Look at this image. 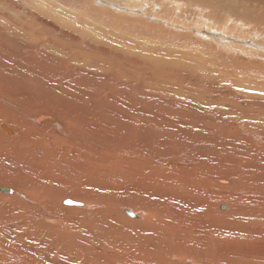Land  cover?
I'll return each instance as SVG.
<instances>
[{"label":"rangeland","instance_id":"obj_1","mask_svg":"<svg viewBox=\"0 0 264 264\" xmlns=\"http://www.w3.org/2000/svg\"><path fill=\"white\" fill-rule=\"evenodd\" d=\"M77 1L57 0L58 3L56 2L57 5L55 7V4H52L53 6L49 4L52 3L50 0H0V39L6 44L5 53L12 56L8 57L9 59L2 58V62H0V86L5 90L3 96H0V116L10 117V120H4V122L0 123V129L8 135H14L16 133L14 127H17V125L13 120L18 118V113H20L19 111L22 108L24 109L26 105L35 106L36 98L41 99L40 104L48 105L45 87H47L50 81L54 80V78L49 77V73L54 74L53 77L59 76V73L62 72L68 74L72 72L78 73V66L72 68L66 63L58 64V62L61 61V54L53 52L50 55H44L41 53L42 51L37 53L33 44L29 43L24 35H15L25 34L21 32L19 28L22 26L25 28L30 26L29 28L32 31L54 29L55 33L48 37L49 40L53 39L51 41L55 43L60 42L58 46L61 48H66L65 43L73 41L71 45L74 48L77 47L76 45H79L83 52L89 53L86 58H90L88 59L89 61L93 60L92 65L95 61L97 62V58L103 59L110 66L118 67L122 65L126 68H133V63H142V61L147 58L153 60L154 67L156 68H161L164 64L167 66V64L169 65L173 62L183 63L185 65L184 67L182 66L180 70H177L176 73L178 75H176V77L179 81L182 79L181 81H183L186 86L194 87V91L198 93V87L203 86L204 80L206 79V77L203 78V74L213 75L211 77L217 79L214 84V87H217L216 92L222 90L220 93L223 94L225 92V94L230 93L231 95L229 101V98L226 99L225 97V111L222 114L218 112V110L222 111L224 108L217 109V111L215 110L217 114L212 113L210 109L204 111L205 103L202 101L199 102V99L197 100L196 98L197 95L194 94H191L190 98L182 97V94H179L178 97L182 99L180 103L163 99L159 102L160 98L148 96L149 92L142 89L144 84L141 80L146 75H149L150 70L143 67L139 68V71L136 70L133 72L132 75L130 74L127 79L123 78L121 83L125 85L118 83V91L113 90V87L111 88L115 80L110 76L94 75L93 71L89 74L87 73L88 77H86L88 79L85 78L88 82L87 87L91 89L92 100L90 101L92 107H101L108 111L114 109L116 113L120 114L116 115H119L121 118L124 117V119L128 118L127 120H129L130 115L132 117L139 116L144 120L149 117L152 112H156L157 110L158 113L162 110L163 113L167 112L171 114V109H175L174 113H177L184 107H191L192 112H185L188 115L184 116L185 120H182L187 126L184 134H188L189 139L191 138L194 141H198L192 144H194L199 151L201 149L202 153L199 155L203 156L208 153V158L204 160H214L215 166H212V168L216 167L215 169L221 171L225 177H229L227 181L235 187L240 189L243 188L241 187V183L246 182V180L242 181V178H240L238 179L240 183H236V180L232 181L230 176H233L234 172L233 170L230 171L226 169L221 155L223 152H227L236 170L244 169L245 166L241 161H236L235 153L244 152L256 155L259 158L264 157V140H262V143L257 144L256 142L254 144V140L251 139L250 136L247 138L244 137L245 134L244 136L242 133L239 134L238 130H240V126L236 121L233 120L229 122L228 119L230 117L229 111H233L232 113L238 116L242 114V111L245 114L257 111L258 116L256 120L260 118L258 121L264 124V122H262L264 121V52L262 55L260 54L261 50L264 51V0H144L145 2L142 0L143 2L139 4L143 7L140 6L141 8H136L138 10L137 12L140 11L141 15L139 14V16H135L138 14L135 13L136 10L132 13L133 11L125 9L120 5L118 6V4L126 0H114V2L112 0H94V3L93 0H85L86 7L83 6L85 2L80 5L81 1H78V5ZM163 1L165 2L163 3ZM115 2H117V5ZM174 2H176V5L173 4ZM69 3L72 5V8L68 6ZM178 3L181 4L180 8L177 7ZM199 3L201 9H199ZM2 5L4 7H2ZM44 5L47 8H45ZM159 5L162 6L160 7ZM14 6H16V8L18 7L20 10L18 8L16 9ZM73 7H75V10ZM57 8H59L58 10L60 12H58ZM94 8L98 9V12H96V9L94 11ZM146 9L149 16H145L144 13H142L145 12ZM56 11L58 13H56ZM71 12L73 15H71ZM35 13H38V16ZM64 13L69 17L66 18ZM95 14H97L96 17H99L96 18ZM234 15L240 17V20H243L240 21L243 23L239 28L235 27L234 22L233 25L230 26L229 23H225L227 22V20H225L227 17ZM30 16H35L36 18L33 17V19ZM68 18L69 20H67ZM18 20H20L21 23L18 22ZM34 20L35 22H33ZM39 20H41L42 23ZM185 20L187 22H185ZM218 20L221 21L219 22ZM183 21L185 24L190 22L186 25V28H181ZM216 21L220 23L218 29H216L217 27L213 24ZM48 22L50 25H48ZM106 22L108 24L110 23V25ZM196 22H201L202 24H200L199 27L204 26L206 29H209V26L214 27L218 33L216 34V31L213 33L212 31L203 30V32H207V35L204 36L202 34L200 36V34L196 31L193 32V29L190 28V26ZM90 24H92L93 27ZM33 25L36 27L34 28L35 30L31 28ZM72 26L74 27L71 29ZM12 30H20V32L13 31L15 33H11ZM105 31L109 32L106 33ZM186 31L189 33L192 32L191 36H183ZM126 37L127 39H125ZM77 40L80 43H78ZM256 42L260 44V48L254 47L255 45L253 43L256 44ZM227 47L231 48L227 49ZM215 48L216 50H214ZM239 50L244 51L243 53L245 54ZM97 51L102 52L99 53V55L102 56L101 58L96 57ZM206 51H208V53ZM18 52L20 55H16ZM215 53L217 54L215 55ZM218 54H221V60ZM214 56L217 57V59H215ZM29 58L31 59L29 60ZM41 64L45 66L40 67ZM49 64H51L52 68H50ZM47 67L49 72L46 70ZM75 69H78L77 72L74 71ZM227 72L229 74H227ZM152 75L155 78L161 77L155 70L152 72ZM152 75L150 74V78ZM168 78L175 80V78L170 75ZM246 79L247 81H245ZM8 81H14V83L8 85L6 84ZM175 81L178 84L180 83L177 80ZM172 83L173 82H171V84ZM93 84H95V86ZM127 84L131 85H129V87H124ZM71 87L77 92L74 94L80 95V93H78L80 88L75 84ZM124 88H127L126 90L128 93L122 92L125 90ZM101 89L105 90L100 91ZM130 89L132 91L129 92ZM251 89H254V91ZM26 92H30L32 98H30ZM68 92L72 93V91ZM98 93L100 94V99L95 100L93 97ZM128 94H130V96H127ZM135 94H137V97H135ZM168 97L175 96L169 94ZM136 98H138L139 101H137L138 99ZM118 100H120V106L115 108L116 104L113 101ZM148 100H150V102ZM128 101L130 103H128ZM154 102H157V104ZM178 106H180L179 109H177ZM213 106L218 107L217 103L213 104ZM238 106H240L242 110L238 109ZM156 107L159 108L156 109ZM220 107H223V105L221 104ZM193 112L194 115L196 114L198 117L193 118L191 116ZM204 114L205 116H203ZM161 115L163 118L166 117L164 114ZM181 115L183 114H180V116ZM214 115L217 117L212 118ZM93 118L94 121L91 119L89 121L90 128L87 130V137H77V143L76 141L73 144L68 143L73 139L67 136H65V138L57 132H54L52 142H41L42 148L40 147L37 152L42 151L43 158L47 155L50 161L47 164H41L40 167L43 166V168H40V170L43 169L46 171L43 174L37 172L38 167L35 169L33 168L32 171H28L26 169L29 165H23L24 162L18 159L14 160V158L10 157H3L2 154L0 155V161L2 162L0 168L2 166V168H10L14 171L26 172L30 176H28V178L31 181L34 179L36 180L39 189L42 191L41 196L46 198L41 200L39 197L35 198L29 191H26L27 189L25 187L26 190H22V192L34 198L36 202H30L28 206L25 207L26 203L24 200H26V198L21 197L24 199L23 201L20 198L18 201L16 199L17 197L10 198L12 189L10 188L11 186L6 183L10 182V180H6L4 177L0 176V178H3L0 180V183L5 184L4 186L7 185L6 187L11 189L8 193H2L0 191V264H177L175 261L177 255H173V252L179 251L178 247H184V249L189 250V257H191L192 253H197V251L199 255H204L203 257L206 256L205 258L208 259L209 257L207 255L210 253L217 257H226L232 254L234 258L240 259L234 260V258L230 256V263L232 264H264V199L262 201L258 200L253 194L249 199L248 196L245 198L235 197V199L240 202V206L246 205L245 203L247 202H254L256 206L259 205L258 212L262 216H260L262 222L257 223L256 230L253 231L249 228L248 217L238 214L236 206L233 207L232 204L225 203L234 192H230L227 186L212 190L207 189L199 194L198 198H191V192L189 190H182L181 186H172L173 183H170L169 179H172V182H176V178L169 174V168H165L162 163L156 166L151 165V167L156 171V174L160 170H164L167 172L166 175L157 174L153 177L150 173H143L141 179H134L133 176L136 173L134 165L136 164L137 158L135 157L136 161H134L131 156L124 152L125 150L123 148L126 144L124 140L127 135H122L120 138V135L115 134L116 137L118 135L117 138L121 142L114 136V138L106 137V132H109L107 128H105L106 124L102 126L100 124L102 121H98L95 116H93ZM130 119L133 121V118ZM219 124L223 129V140L218 144L211 145L209 143V145L207 142H211L212 138L205 141L206 135L202 137L201 134L209 133L208 135H211L210 131L213 132V130H211L210 127L217 125L215 128H218ZM261 124H257V126H264ZM3 125L10 126V132H8ZM56 126L58 125L56 124ZM147 128L145 132L148 131ZM24 132H22L21 137L24 141H20V143L23 146L25 142L31 145V150L26 156L27 161L25 162L33 164L35 163L32 162L34 149L39 147L35 143L38 141L35 137H31L30 140L32 143H30L26 140L28 134ZM199 136L203 139L199 138ZM216 136L219 137L218 135ZM57 140L59 142L62 141V143H59ZM66 140H68V142H66ZM250 140H252V142ZM199 142L201 143L199 144ZM242 142H251L253 145L243 146L241 144ZM132 143L135 149L140 148L139 142H135L134 144L132 141ZM118 145L120 147H118ZM141 148L144 149L145 146H141ZM58 149L63 153L58 154ZM93 149L95 150L93 151ZM112 149H114V151H112ZM168 152L169 154L166 158L168 162H172L174 161L173 159H175L179 167L180 164H182L183 166L194 169L193 164L187 166L185 165L187 162L179 161L181 160L179 157L181 152L177 151V146L172 145L171 151ZM50 155L51 157H49ZM120 164H122V166ZM54 165H56V167ZM123 165L125 167H123ZM146 166L148 168L150 167V165ZM246 170L249 176L253 174L251 179L256 184L254 190L263 192L264 173H256L260 170L257 167H248ZM2 174L4 176L6 173L2 171ZM5 177L11 178V174H6ZM181 177L180 175V181L182 180ZM215 185L219 184L216 183ZM12 188L15 190L14 186H12ZM182 194L191 200L181 202L178 206L171 203L170 199L173 201L186 200ZM67 198L77 200L82 206L64 204L63 201ZM168 201L175 207H170ZM220 203L226 204L227 207H221ZM36 204L40 207L38 210L30 207ZM126 207L143 211L145 221L142 222L141 218H138L139 222L127 219L124 216V209ZM45 208L51 211V217L45 216ZM131 208H129V210H131ZM18 213H23L24 217H20ZM151 213H154L155 216H151ZM146 234L152 235V240H157L156 249L143 247L138 244L143 243L142 238ZM162 237L169 240V245L167 242L163 243L160 240ZM158 238H160L159 241L161 242L158 241ZM80 245L82 246L79 247ZM84 245L86 246L84 247ZM158 245H161L162 248H169L167 250H161L158 248ZM164 251H167L168 254ZM235 254L237 256H235ZM187 260L190 261L191 259ZM180 264H183V261Z\"/></svg>","mask_w":264,"mask_h":264},{"label":"bare ground","instance_id":"obj_2","mask_svg":"<svg viewBox=\"0 0 264 264\" xmlns=\"http://www.w3.org/2000/svg\"><path fill=\"white\" fill-rule=\"evenodd\" d=\"M66 1V0H65ZM72 1V0H71ZM77 1V0H76ZM78 1H81L80 2V5L81 3H84L85 4L83 6L86 7V1L84 0H78ZM77 1V2H78ZM83 1V2H82ZM89 1V0H88ZM87 1V2H88ZM100 1V0H98ZM109 1V0H108ZM111 1V0H110ZM114 2V0H112ZM144 1V0H143ZM142 0H126L125 2H121L120 4H118V6L120 5L121 7L125 8V9H128V10H131L133 11L132 13L136 12L135 13H138L137 15L135 16H139L140 14V11L137 12L138 10L136 8L140 7L141 5L139 4L140 2H143ZM167 1V0H166ZM170 1V0H169ZM173 1V0H172ZM196 1V0H195ZM50 2L52 3H49V4H55V7H56V2L57 0H50ZM64 2V1H63ZM145 2V1H144ZM154 2V1H153ZM165 1H163L164 3ZM17 3V2H16ZM43 3V2H42ZM58 3V2H57ZM72 3V2H71ZM76 3V2H75ZM74 3V4H75ZM93 3H94V0H93ZM110 3V2H108ZM20 4V3H19ZM25 4V2H24ZM45 4V3H44ZM48 4V5H49ZM70 4V3H69ZM68 6H72L71 4ZM73 4V3H72ZM103 4H104V1H103ZM115 4L117 5V2H115ZM146 4V3H145ZM162 4V3H161ZM171 4V3H170ZM173 4L176 5V2H174ZM1 5V4H0ZM17 5V4H16ZM22 5V4H21ZM67 5V3H66ZM78 5H79V2H78ZM147 5V4H146ZM145 5V6H146ZM164 5V4H163ZM172 5V4H171ZM180 8L181 4L178 3L177 4ZM199 5V9H201V5L200 3L198 4ZM203 5V4H202ZM18 6V5H17ZM45 6V5H44ZM53 6V5H52ZM93 6V5H92ZM98 6V5H97ZM106 6V5H104ZM158 6V5H156ZM160 6V5H159ZM162 6V5H161ZM160 6V7H161ZM170 6V5H169ZM2 7H4L2 5ZM7 7V6H6ZM16 8V6H14ZM21 7V6H20ZM68 7V8H70ZM90 7V6H89ZM99 7V6H98ZM101 7V6H100ZM103 7V6H102ZM143 7V6H141ZM140 7V8H141ZM171 7V6H170ZM176 7V6H175ZM205 7V6H204ZM9 8V7H8ZM18 8V7H17ZM16 8V9H17ZM44 8V7H43ZM45 8H47L45 6ZM62 8V7H61ZM72 8V7H71ZM74 10H75V7H73ZM154 8V7H153ZM207 8V7H206ZM19 9V8H18ZM24 9V8H23ZM28 9V8H27ZM52 9V7H51ZM59 8H57L58 10ZM80 9V8H79ZM96 8H94L93 10L95 11ZM119 9V8H118ZM155 9V8H154ZM162 9V8H161ZM13 10V9H12ZM11 10V11H12ZM20 10V9H19ZM55 10V9H54ZM78 10V9H77ZM92 10V11H93ZM113 10V9H112ZM110 10V11H112ZM117 10V9H116ZM181 10V9H180ZM205 10V8H204ZM25 11V10H24ZM64 11V10H62ZM67 11V10H66ZM65 11V12H66ZM93 11V12H94ZM114 11V10H113ZM150 11V10H149ZM14 12V11H13ZM31 12H34V11H31ZM58 12H60L58 10ZM56 11V13H58ZM80 12V10H79ZM83 12V11H82ZM86 12V11H85ZM88 12V11H87ZM96 12H98V9H96ZM95 12V13H96ZM122 12V11H121ZM157 12V10H156ZM193 12V11H192ZM206 12V11H205ZM209 12V11H208ZM68 13V12H67ZM111 13V12H110ZM130 13V12H129ZM144 13L145 16H149L148 12H147V9L145 12H142ZM202 13V12H201ZM200 13V14H201ZM207 13V12H206ZM19 14V13H18ZM17 14V15H18ZM36 14V13H35ZM38 14V13H37ZM36 14V15H37ZM65 14V13H64ZM70 14V12H69ZM101 14V13H100ZM113 14V12H112ZM160 14V12H159ZM205 14V13H204ZM16 15V16H17ZM68 15V14H67ZM71 15L72 12H71ZM99 15V14H98ZM124 15V14H123ZM129 15V14H127ZM141 15V14H140ZM154 15V14H153ZM182 15V14H180ZM19 16V15H18ZM38 16V15H37ZM66 16V14H65ZM75 16V15H74ZM78 16V15H77ZM97 16V14H95V17ZM133 16V15H132ZM184 16V15H183ZM208 16V15H207ZM215 16V15H214ZM10 17V16H9ZM31 17V16H30ZM35 17V16H33ZM31 17V18H33ZM69 17V16H66V18ZM79 17V16H78ZM99 17V16H98ZM96 17V18H98ZM122 17V16H121ZM124 17V16H123ZM152 17V16H151ZM181 17V16H180ZM10 18H13V17H10ZM36 18V17H35ZM74 18V17H73ZM77 18V17H76ZM105 18V17H104ZM125 18V17H124ZM127 18V17H126ZM156 18V17H154ZM182 18V17H181ZM21 19V18H20ZM34 19V18H33ZM42 19V18H41ZM78 19H81V18H78ZM123 19V18H122ZM131 19V18H130ZM138 19V18H136ZM242 19V18H241ZM15 20H16V17H15ZM23 20V19H21ZM44 20V19H42ZM69 20V18L67 19ZM71 20V18H70ZM74 20V19H73ZM109 20V19H107ZM132 20V19H131ZM215 20V19H214ZM227 22L225 23H229V26L230 25H233V22H234V25L236 28H239L240 26H242L241 24L243 22H240V21H243V20H240V17H237V16H231V17H227ZM17 21V20H16ZM37 21V20H36ZM41 22V20H39ZM48 21V19H47ZM78 21V20H77ZM133 21V20H132ZM135 21V20H134ZM204 21V20H203ZM219 21V20H218ZM221 21V20H220ZM219 21V22H220ZM18 22H20V20H18ZM25 22V21H24ZM35 22V20L33 21ZM38 22V21H37ZM39 22V23H40ZM52 22V21H51ZM105 22V21H104ZM185 22H187L185 20ZM213 22V21H212ZM219 22H214L213 24L217 27L216 29H218L219 27ZM249 22V21H248ZM21 23V22H20ZM42 23V22H41ZM107 23V22H106ZM190 23V22H189ZM189 23H184L183 21V25L181 26V28H186V25L189 24ZM224 23V22H223ZM222 23V24H223ZM224 23V24H225ZM8 24V23H7ZM45 24V23H44ZM81 24V23H79ZM86 24V23H85ZM88 24V23H87ZM108 24V23H107ZM200 24H202L201 22H196V23H193L190 28L193 29V32L196 31L198 34H200V36L203 34L204 36H206L207 32H203L204 31H212L213 33L215 32L216 34L218 33L217 30L214 29V27H208L209 29H206L204 26L203 27H199ZM253 24V23H252ZM25 25V24H24ZM40 25V24H39ZM47 25V24H45ZM44 25V26H45ZM48 25L49 22H48ZM56 25V24H55ZM75 25V24H74ZM77 25V24H76ZM92 25V24H90ZM110 25V23L108 24ZM129 25V24H128ZM127 25V26H128ZM135 25V24H134ZM207 25V24H206ZM259 25V24H257ZM8 26V25H7ZM28 26V25H27ZM38 26V25H36ZM41 26V25H40ZM53 26V25H52ZM86 26V25H85ZM89 26V25H88ZM95 26V25H94ZM104 26V25H103ZM179 26V25H178ZM223 26V25H221ZM220 26V27H221ZM228 26V27H229ZM260 26V25H259ZM258 26V27H259ZM30 26H28L27 28L25 27H19L21 32L25 33V34H15V35H18V36H23L25 37V39H28V42L29 43H32L33 46H34V49L35 51L38 53L40 51H42L41 53H43L44 55H50L51 53H58V54H61L60 55V62H58V64H61V63H66L68 66L74 68L75 66H78L79 68V71L78 73H59V76H56V77H53L54 74H51L49 73V77L51 78H54L53 81H50L47 85L46 88V96L48 98V105H42L40 104L41 103V99L40 98H36L35 100V106H31V105H26L25 108L21 109L18 113V118L13 120L14 123L17 125V127H14L15 129V134L13 135H8L7 133H5L3 130L0 129V155L2 154L3 157H10V158H14L15 159H18L19 161H22L24 162L23 165H29V167L26 169L25 167H22L28 171H32V169L38 167L37 169V172L39 174H43L45 173L46 171L41 169L40 168H43L40 167L42 163H48L50 162L48 160V156L45 155L44 158H43V155H42V151L41 152H37V150L41 147L42 148V143L41 142H47V143H50L52 142V137L54 136V132H57L59 135L61 134V136H67L68 138H72L73 140L71 142H68V140H66V142L68 143H74L76 141V138L77 137H82V138H85L87 137V130L90 128L89 126V121L90 119L92 121H94V118L93 116H95L98 121H102V123H100L102 126H104V124H106L105 128H107V130L109 132H106V137H116L115 134H118L120 135V138L122 137V135H127L125 136V140L124 142H126L125 144V147L123 148L125 151V153H127L129 156L132 157V159L134 161L135 160V157L137 158V161H136V164L134 165V169L136 171L135 175L133 176L134 179H141V176L143 173H150L152 174L153 177H155L157 174H167L166 171L164 170H160L157 174H156V171L153 169V167H151V165L153 166H156L157 164L159 163H162V165L165 166V168H169V174L170 175H173L175 176L176 178V182H172L171 180L172 179H169L170 180V183H173V187H179L181 186L182 187V190L186 189V190H189L191 193H190V197H194V198H198L199 197V194H201L204 190H207V189H215V188H218V187H223V186H227V188L230 190V192H233V195L228 198L227 201H225V203L227 204H232L233 207L236 206L237 207V212L238 214L240 215H243L246 217H248V221H249V228H251L253 231L256 230V224L257 223H261L262 221L260 220V213L258 212L259 209V205L256 206V204L254 202H247L245 203L246 205L244 206H240V202L235 199V197H241V198H245L248 196V199L249 197L253 194V196H255L258 200H263L264 199V191H256L254 190V188H256V184L255 182L251 179L252 178V175L249 176L246 168H250V167H257L259 168L260 170H258V172L256 173H264V163H263V160H264V157L263 158H259L257 157L256 155H252L250 153H242V152H239V153H235V156H236V161L239 160L241 161L243 164H244V169H241V170H236V168L232 165V159L230 158L229 154L227 152H223L222 153V159L225 163V166H226V169L227 170H233L234 172V175L233 176H230V178L232 179V181L236 180V183H240L238 179L242 178V181L243 180H246V182L244 183H241V187L243 188H237L235 187L234 185H232L230 182L227 181V179L229 177H225V175L219 171V170H216L215 168H212V166H215L214 164V160L213 161H209V160H204V159H207L208 158V153H206L205 155L201 156L199 154L202 153L201 149L200 151L198 150V148L192 144V143H195V142H198V141H194L192 140L191 138L189 139L188 137V134H184L185 131H186V124H184L182 122V120H185L184 119V116H187L188 114H186L185 112H192V108L191 107H184L182 110L178 111L177 113H174V110L175 109H171V114H168L167 112H164L162 110L159 111V113L156 111L152 112V114L145 118L144 120L141 119V117L139 116H135V117H132L130 115V118H133V121L129 118V120L127 119H124L121 118L119 115V113H116V110H112V111H108V110H105L101 107H92L91 105V89H89L87 87V80L86 78L88 77L87 76V73H91L93 72L94 75L95 74H98V75H104V76H110L112 79H114L115 81L113 82L111 88L113 87V90L115 91H118V83H121L122 82V79L125 78L127 79L129 77V75L133 72H135L136 70L139 71L140 69L139 68H145L147 70H150V73L149 75H146L142 80L141 82L144 84V87H142V89L146 92H149L148 96L152 97V96H155L154 98H160L159 99V102L161 101V99L163 100H167V101H176V103H180L182 101V99H180L178 96L179 94H182L181 96L182 97H187V98H190L191 97V94H194V95H197L196 98L197 100L199 99V102L202 101L203 103H205V108H204V111H206L207 109H210L212 110L211 112L212 113H216L215 110L217 111V109H221V108H224L225 104H224V100H225V97L226 99H228V101L231 99V95L230 93H227L225 94V92L222 94L220 93L219 91L216 92V88L217 87H214V84L216 83L215 81L217 80L216 78L214 77H211L213 75L211 74H203V78L206 77V79L204 80V85L203 86H199L198 87V90H199V93L197 91H194L195 88L194 87H191V86H186L184 84L183 81H179L176 77V75H178L176 72L177 70H180L182 68V66L184 67L185 64L183 63H171V64H164L161 66V68H156L154 67V64H153V60H151L150 58H147L145 59L144 61L139 62H135L133 63V68H129V67H124L122 66H110L107 64L106 61H104L103 59H98L97 58V62L95 61L94 64L92 65V61L93 60H88L90 58H86L87 57V54L89 53H85L83 52L79 45H76L77 47H73L71 44H73L71 42H68V43H65L66 44V48H61L58 46V44L60 42H53L51 40H49V36L50 35H54L55 33V30L54 29H44V31L41 29V30H35L34 28H36L34 25L33 27L31 26V28H33L35 31H32L30 28ZM74 26L71 27V29L73 28ZM84 27V26H83ZM93 27V25H92ZM91 27V28H92ZM96 27V26H95ZM118 27V26H117ZM225 27V26H224ZM245 27V26H243ZM249 27V26H248ZM262 27V26H261ZM53 28V27H52ZM140 28V27H139ZM175 28V27H174ZM257 28V26H256ZM220 29V28H219ZM235 29V28H234ZM243 29V28H241ZM250 29V28H249ZM20 30H12L11 33H15L13 31H16V32H20ZM60 30V29H59ZM74 30V29H73ZM86 30V29H85ZM111 30V29H110ZM233 30V29H232ZM90 31V29H89ZM99 31V30H98ZM101 31V30H100ZM223 31V30H222ZM237 31V30H236ZM255 31V30H254ZM259 31V30H257ZM97 32V30H96ZM106 32V31H105ZM109 31H107L106 33H108ZM191 32V31H190ZM100 33V32H99ZM192 33V32H191ZM191 33H189L188 31H186V33L183 35H190L191 36ZM241 33V32H240ZM60 34V33H59ZM102 34V33H100ZM115 34V33H114ZM222 34V33H220ZM232 34V33H231ZM245 34V33H244ZM27 35V37H26ZM117 35V34H116ZM235 35V34H234ZM57 36V35H56ZM107 36V35H106ZM233 36V35H231ZM236 36V35H235ZM238 36V35H237ZM65 37V36H64ZM120 37L122 38V36L120 35ZM196 37V36H195ZM213 37V36H212ZM68 38V36H67ZM86 38V37H85ZM199 38V37H198ZM57 40H60L59 38H56ZM127 39V37L125 38ZM236 39V37H235ZM56 40V41H57ZM123 40H124V37H123ZM122 40V41H123ZM237 40V39H236ZM62 41V40H60ZM126 41V40H125ZM240 41V40H239ZM65 42V41H64ZM78 42V40H77ZM190 42V41H189ZM236 42V41H235ZM80 43V42H78ZM76 43V44H78ZM221 43V42H220ZM240 43V42H239ZM211 44V43H210ZM230 44V43H229ZM255 46L254 47H258L260 48V44L256 42L253 43ZM263 44H264V41H263ZM92 45V44H90ZM96 47V46H95ZM98 48V46H97ZM213 48V47H212ZM229 47H227L228 49ZM231 48V47H230ZM229 48V49H230ZM93 49V48H91ZM262 49V48H261ZM264 49V48H263ZM5 50H6V44L5 42L0 39V62H2V58H8V57H12L11 55L9 54H6L5 53ZM94 50V49H93ZM216 50V48L214 49ZM213 50V51H214ZM210 51V50H209ZM233 51V50H232ZM240 51V50H239ZM259 51V49H258ZM101 52V51H100ZM99 51H97V55L96 57H99L101 58L102 56L99 55L100 53ZM208 53V51H206ZM217 52V51H216ZM240 52H244V51H240ZM263 50L260 51V54L262 55L263 54ZM102 53V52H101ZM237 53V52H236ZM248 53V52H247ZM252 53V52H250ZM18 53H16V55H18ZM108 54V53H107ZM217 53H215L216 55ZM245 54V53H243ZM20 55V54H19ZM103 55V54H102ZM219 55V59L221 58V54H218ZM217 55V56H218ZM254 55V54H253ZM24 56V55H23ZM108 56V55H107ZM110 56V55H109ZM213 56V55H212ZM259 56V55H258ZM20 57V56H19ZM106 57V56H105ZM215 57V56H214ZM213 57V58H214ZM253 57V56H251ZM261 57V56H260ZM18 58V57H17ZM113 58V57H112ZM223 58V57H222ZM9 59V58H8ZM13 59V58H12ZM11 59V60H12ZM31 58H29L30 60ZM54 59H57V58H54ZM150 59V60H148ZM215 59H217V57H215ZM213 59V60H215ZM241 59V58H240ZM239 59V60H240ZM248 59V58H246ZM257 59V58H256ZM28 60V58H27ZM96 60V59H95ZM106 60V59H105ZM120 60V59H118ZM221 60V59H220ZM235 60V58H234ZM254 61V60H253ZM57 62V61H56ZM122 62V61H121ZM182 62V61H181ZM260 62V61H259ZM21 63V62H20ZM23 63V62H22ZM33 63V62H32ZM35 63V62H34ZM175 63V64H174ZM252 63V62H251ZM258 63V62H256ZM261 63V62H260ZM221 64V63H220ZM20 65V64H19ZM74 65V66H73ZM95 65V66H94ZM45 65L44 64H41L40 67H44ZM50 68H52L51 64H49ZM48 66V67H49ZM232 66V65H230ZM22 67V65H21ZM48 67H47V72L48 71ZM68 68V67H67ZM218 68V67H217ZM241 68V67H240ZM78 69H75L74 71L77 72ZM157 71L158 75L161 76L160 78H155L153 75H152V72L153 71ZM238 70V69H237ZM222 73V72H220ZM51 74V75H50ZM150 74L152 75L151 78H150ZM174 77L175 80L179 81L180 83L178 84L174 79L171 80L168 78L169 75ZM224 74V73H222ZM227 74H229L227 72ZM135 75V74H133ZM137 75V74H136ZM210 75V76H208ZM87 76V77H86ZM103 76V77H104ZM218 76V74H217ZM86 77V78H85ZM138 77V76H137ZM227 77V76H226ZM58 78V79H57ZM256 78V77H255ZM88 79V78H87ZM103 79V78H102ZM101 79V80H102ZM193 79V78H191ZM190 79V80H191ZM12 80V79H11ZM195 80V79H194ZM198 80V79H197ZM90 81V80H89ZM244 81V80H243ZM247 81V79L245 80ZM249 81V80H248ZM171 82H173L171 84ZM234 82V81H233ZM262 82V81H261ZM14 83V81H8L6 84L8 85H12ZM107 83V82H106ZM200 83V82H199ZM73 84H75L78 88H80V91L78 93H80V95H77V94H74V93H77L74 91L73 87H71ZM92 84V83H90ZM89 84V85H90ZM97 84V83H96ZM122 84V83H121ZM95 86V84H93ZM111 85V83H110ZM122 85H125V84H122ZM131 85V84H129ZM129 85L127 84L126 86L124 87H129ZM222 85V84H221ZM246 86V85H245ZM98 87V85H97ZM106 87V86H105ZM251 87V86H250ZM101 88V87H100ZM225 88V87H224ZM248 88V87H246ZM125 89V88H124ZM127 89V88H126ZM124 90L122 92H127V90ZM132 89V88H131ZM129 90L132 91V90ZM243 89V88H242ZM4 90V88H2L0 86V96L2 97L3 96V93L5 92L2 91ZM93 90V89H92ZM103 89H101L100 91H102ZM105 90V89H104ZM103 90V91H104ZM141 90V91H143ZM170 90V91H169ZM246 90V89H245ZM248 90V89H247ZM252 90V89H251ZM68 91H72L71 92H68ZM249 91V90H248ZM254 91V89L252 90ZM107 92V91H106ZM135 92V91H133ZM27 95L32 98V95L30 92H26ZM154 93V94H153ZM114 94V93H113ZM123 94V93H122ZM132 94V92H131ZM174 95L175 97H168V95ZM109 95V94H108ZM137 94H135V97ZM143 95V94H142ZM221 95V96H220ZM43 96V95H41ZM123 96V95H122ZM127 96H130V94H128ZM125 97V96H123ZM140 97V96H139ZM4 98V97H3ZM95 100L97 99H100V94L98 93L96 96L93 97ZM113 98V97H112ZM127 98V97H126ZM130 98V97H128ZM143 98V97H142ZM240 98V97H239ZM248 98V97H247ZM108 99H111V98H108ZM118 99V98H116ZM138 99V98H136ZM150 99V98H149ZM113 100V99H112ZM234 100H237V99H234ZM249 100V99H247ZM1 101V100H0ZM119 101H113L115 104H116V107L115 108H118L119 105ZM139 101V99L137 100ZM150 102V100H148ZM226 101V100H225ZM3 102V101H2ZM1 102V103H2ZM123 102V100H122ZM136 102V101H135ZM141 102V101H140ZM246 102V101H245ZM128 103H130L128 101ZM127 103V105H128ZM155 104H157V102H154ZM218 105V107L216 106H213V104H216ZM139 104V103H137ZM161 104V103H160ZM221 104L223 105V107H220ZM126 105V106H127ZM182 105V104H181ZM234 105V104H233ZM242 105V103H241ZM244 105V103H243ZM5 106V105H4ZM135 106V105H134ZM152 106V105H151ZM159 106V105H158ZM183 106V105H182ZM190 106V105H189ZM1 107V106H0ZM130 107V106H129ZM180 106H178L177 109H179ZM256 107V106H254ZM135 108V107H134ZM159 107H156V109H158ZM182 108V107H181ZM180 108V109H181ZM229 108V107H228ZM237 108V107H236ZM144 109V108H143ZM146 109V108H145ZM231 109V108H230ZM233 109V108H232ZM238 109H241L242 108L240 106H238ZM7 110V109H6ZM148 110V109H147ZM244 110V109H243ZM249 110V109H248ZM256 110V109H255ZM138 111V110H137ZM198 111H201V110H198ZM225 111V108L224 110L222 109L221 110H218V112H220L221 114ZM140 112V111H139ZM233 111H229V122L231 121H236L237 124L240 126V130H238L239 134L242 133V135L245 136L244 137H249L251 139H253L254 141V144L257 142L258 143H262V140H264V126L262 127H259L257 126V124H261L260 122L261 121H258L260 120V118H258V120H256V117L258 116V113L257 111H254L253 113H249V114H245L243 111H242V114H239V116L237 114H233L232 113ZM241 112V111H240ZM238 112V113H240ZM247 112V110H246ZM210 113V112H209ZM225 113H228V112H225ZM116 114H119V115H116ZM161 114H164L166 115V117L163 118V116ZM180 114H183L180 116ZM217 114V113H216ZM190 115V114H189ZM191 116L193 118L195 117H198V115H194V112L193 114L191 113ZM205 116V114L203 115ZM209 116V114H208ZM213 117H217V116H212ZM142 118H143V115H142ZM215 119V118H214ZM4 120H10V117L9 116H0V123L4 122ZM211 120V119H210ZM259 123H258V122ZM264 122V121H262ZM188 123V122H187ZM11 124V122H10ZM56 124L58 126H56ZM263 124V123H262ZM261 124V125H262ZM12 125V124H11ZM188 125V124H187ZM213 125V124H212ZM211 125V126H212ZM264 125V124H263ZM98 126V124H97ZM148 126V128H147ZM191 126V124H190ZM193 126V125H192ZM210 126V125H209ZM4 128H6V130L8 132H10V126H7V125H3ZM10 127V128H9ZM213 127V128H212ZM210 127L212 131H210V134L211 135H208L209 133H204V134H201V136L203 137L204 135H206L205 137V141L206 140H210L211 138V142H207L208 144L210 143L211 145H214V144H218L220 143L223 138H222V131L223 129L220 127V124L218 125V128H215L217 127V125H214ZM104 128V127H103ZM146 128L148 129V131L145 132ZM205 128V127H204ZM101 129V127H100ZM5 130V129H4ZM102 130V129H101ZM113 130V131H112ZM209 130V129H208ZM26 132V134H28L26 136V140L29 141L30 143L31 140L30 138L31 137H35L37 139V144L39 147L37 149H34V156H33V161L32 162H35L33 164H28L26 163L25 161H27V158L26 156L29 154L30 150H31V145L27 142H25L24 146L20 143V141H24V139H22V132ZM112 131V132H111ZM194 131V130H193ZM206 131V130H205ZM24 132V133H25ZM104 132V131H103ZM189 132V131H188ZM212 132V133H211ZM117 135V137H118ZM185 135V137H184ZM190 135V134H189ZM216 135H218L219 137H217ZM241 135V136H242ZM192 136V135H191ZM113 137V138H114ZM116 137V139L118 140V138ZM193 137V136H192ZM202 137L199 136V138L203 139ZM66 138V137H65ZM245 138V139H247ZM78 139V138H77ZM109 139V138H108ZM107 139V140H108ZM115 139V140H116ZM241 139V138H240ZM55 140V139H54ZM104 140V139H103ZM243 140V139H242ZM248 140V139H247ZM246 140V141H247ZM258 140V141H256ZM58 141V140H57ZM56 141V142H57ZM119 142H121L120 140H118ZM132 141L137 143L139 142L140 144V148H134V145L132 143ZM252 142V140H250ZM59 142V141H58ZM88 142V140H87ZM92 142V141H91ZM230 142V141H229ZM235 142V141H233ZM251 142H242L241 144L243 146H249L251 145L252 143ZM20 143V144H19ZM59 143H62V141H60ZM77 143V141H76ZM82 143V142H81ZM114 143V142H113ZM123 143V142H122ZM173 143V144H172ZM201 142H199L200 144ZM237 143V142H236ZM98 144V143H97ZM107 144V142H106ZM105 144V145H106ZM110 144V143H109ZM116 144V143H114ZM138 144V145H139ZM209 144V145H210ZM230 144V143H228ZM234 144V143H233ZM264 144V143H263ZM79 145V144H77ZM103 145V144H102ZM123 145V144H121ZM137 145V144H136ZM172 145H175L177 146V151H180L181 153L179 154V157L181 158V160L179 161H185L187 162V164L185 165H194V169H191L189 167H186V166H183L182 164H180V167L177 165V162L175 159H173L174 161L172 162H168V160L166 159L168 157V154L169 152L168 151H171V146ZM238 145V144H237ZM253 145V144H252ZM82 146V145H81ZM109 146V145H108ZM141 146H145V148H141ZM229 146V145H228ZM263 146V145H262ZM76 147V146H75ZM89 147V145H88ZM95 147V146H94ZM100 147V145H99ZM116 147V146H115ZM118 147H120L118 145ZM221 147V145H220ZM85 148V147H84ZM101 148V147H100ZM174 148V147H173ZM223 149H226L225 147H222ZM230 148V147H229ZM237 148V147H236ZM54 149V148H53ZM102 149V148H101ZM209 149V148H208ZM59 150V149H58ZM65 150V148H64ZM77 150V148H76ZM95 149H93L94 151ZM100 150V149H99ZM98 150V151H99ZM104 150V149H103ZM55 151V149H54ZM101 151V150H100ZM105 151V150H104ZM112 151H114V149H112ZM216 151V150H215ZM68 152V151H67ZM86 152V151H85ZM90 152V151H89ZM108 152V151H107ZM116 152V151H115ZM114 152V153H115ZM58 154H61L63 152H57ZM78 153V152H77ZM113 153V154H114ZM121 153V151H120ZM76 154V153H75ZM82 154V153H81ZM87 154V153H86ZM93 154V153H92ZM108 154V153H107ZM79 155V153H78ZM88 155V154H87ZM90 155V153H89ZM104 155V154H103ZM110 155V154H109ZM234 155V154H233ZM74 156V154H73ZM76 156V155H75ZM95 156V154H94ZM113 156V155H112ZM118 156V155H117ZM51 157V155L49 156ZM105 157V156H104ZM96 158H99V157H96ZM124 158V157H122ZM127 158V157H126ZM107 159V157H106ZM113 159V158H112ZM131 159V160H132ZM253 159H256V160H253ZM108 160V159H107ZM106 160V161H107ZM121 160V159H120ZM220 160V158H219ZM80 161V160H79ZM100 161V160H99ZM119 161V160H118ZM81 162V161H80ZM93 162V160H92ZM106 163V162H105ZM115 163V162H114ZM122 163V162H121ZM222 163V161H221ZM2 164V162L0 161V165ZM4 164V163H3ZM95 164V163H94ZM100 164V163H98ZM97 164V165H98ZM111 164V163H110ZM125 164V163H124ZM119 165V164H118ZM118 165H115V166H118ZM122 166V164H120ZM132 165V164H131ZM146 165H150V167L148 168ZM49 166V165H48ZM56 167V165H54ZM113 167V166H112ZM123 167H125L123 165ZM200 167V168H199ZM122 168V167H121ZM126 168H127V165H126ZM199 168V169H197ZM109 169V168H108ZM119 170V169H118ZM2 171L3 173H6V174H11V178H7L5 177V175L3 176L2 174ZM111 171V170H109ZM57 172V171H56ZM55 172V173H56ZM104 173V172H103ZM112 175V174H111ZM127 175V174H126ZM180 175L182 176L181 177V181H180ZM0 176L4 177L6 180H10V182H6L7 185L9 184L11 187V189L7 188L6 186H4L5 184H2L0 183V191L2 193H8L9 190H11L10 192V198H13V197H17L16 199L18 200L19 198L23 201L24 199H22L21 197H25L26 200H24V202L26 203L25 204V207L28 206V204L30 202H35L34 198H31V196H29L28 194L26 195L25 193L22 192V190H26V191H29L35 198L36 197H39L40 200L41 199H46V198H43L41 195H42V191L41 189H39L38 187V184L36 183V180L34 179L33 181H31L29 178H28V174L26 172H23V171H14L13 169H6V168H0ZM52 176V175H51ZM131 176V175H130ZM0 178L3 179V178ZM30 177V176H29ZM132 177V176H131ZM259 178V177H257ZM130 179V178H129ZM157 180V179H156ZM161 182V181H159ZM216 183H218L219 185H215ZM44 184V183H43ZM3 185V186H2ZM12 186H14L15 190L12 188ZM26 187V189H25ZM137 188V187H136ZM138 189V188H137ZM264 190V188H263ZM12 193V194H11ZM9 195V194H8ZM18 195V196H17ZM183 195V194H182ZM184 198L186 200H178V201H173L170 199L171 203L172 204H176L175 206H178V204H180L181 202H186L188 200H191L189 198H186L185 195H183ZM253 198V197H252ZM30 200V201H29ZM19 201V200H18ZM67 201H72L74 203H68ZM170 201H168L169 203V206L170 207H175L174 205H172L170 203ZM239 202V203H238ZM36 203V202H35ZM64 204L66 205H75V206H82V204L80 202H78L77 200H74L72 198H67L63 201ZM22 204V203H21ZM221 207H227L226 204H223V203H220ZM32 209H36L38 210L39 205L36 204V205H32L30 206ZM180 207V206H179ZM129 208L131 207H126L124 209V216L129 219V220H133V221H136V222H139V219L141 218L142 222L145 221L144 220V217H143V214L144 212L143 211H140V210H137V209H133L131 208V210H129ZM46 209V208H45ZM32 212H35V211H32ZM42 214V212H41ZM44 214L46 217H51V211H49L48 209H46L44 211ZM43 214V216H44ZM18 215L20 217H24V214L23 213H18ZM151 216H155L154 213H151ZM262 217V216H261ZM58 218V217H56ZM139 218V219H138ZM141 222V221H140ZM110 233V232H109ZM153 236L150 235V234H146L142 240H143V243H138L140 244L141 246L143 247H150V248H153V249H156L157 247V240H152ZM160 238H158V241H159ZM183 239V238H182ZM163 243H166L169 245V240L165 237H162L160 239ZM167 240V241H166ZM52 241V240H51ZM159 241V242H161ZM190 242V241H189ZM192 242V241H191ZM184 243V242H183ZM133 244V243H132ZM187 245V243H186ZM82 245H80L79 247H81ZM86 245H84L85 247ZM78 247V248H79ZM158 248L163 250V249H168L169 247L167 248H162L161 245H158ZM193 249V247H192ZM178 250L177 252H173V255H177L175 261L177 262V264H180L182 261H183V264H232L230 263V260H231V257H233V255L231 254L230 256L227 255L226 257L225 256H220V257H217L216 255L214 254H208L207 256L209 257L208 258H205L203 257L202 255H199V252L197 251V253H192L191 257H189V250H186L184 249V247H178ZM167 253V251H164ZM168 254V253H167ZM235 256H237L235 254ZM240 257V256H239ZM234 258V257H233ZM187 259H191L190 261L187 260ZM240 260L238 258H234V260ZM174 262V261H173ZM232 262V261H231ZM247 262V261H246ZM86 263V262H84ZM234 264H237V263H234ZM242 264V263H241Z\"/></svg>","mask_w":264,"mask_h":264},{"label":"water","instance_id":"obj_3","mask_svg":"<svg viewBox=\"0 0 264 264\" xmlns=\"http://www.w3.org/2000/svg\"><path fill=\"white\" fill-rule=\"evenodd\" d=\"M68 203H74V202H72V201H67Z\"/></svg>","mask_w":264,"mask_h":264}]
</instances>
